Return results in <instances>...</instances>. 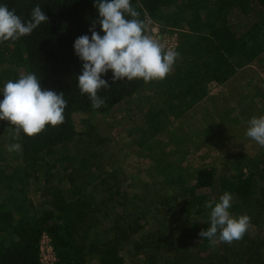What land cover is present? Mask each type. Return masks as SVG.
I'll list each match as a JSON object with an SVG mask.
<instances>
[{
    "label": "trees",
    "instance_id": "16d2710c",
    "mask_svg": "<svg viewBox=\"0 0 264 264\" xmlns=\"http://www.w3.org/2000/svg\"><path fill=\"white\" fill-rule=\"evenodd\" d=\"M95 0H0L10 10L27 22L35 6H40L48 17L31 35L16 41L0 42V63L10 65L8 80L15 81L21 73H35L41 87L63 93L67 101L64 123L46 129L33 138L23 133L17 139L22 171L0 166V264H43L40 244L43 235L49 239L54 259L50 264H129L123 252L125 248L133 254H142L150 264H236L245 259L247 264H264V228L249 240L244 252L229 250L228 245L211 244L198 233L209 226L210 210L204 207L208 201L218 202L207 190L215 184L216 167L198 166L186 176L170 175L165 179L173 191L169 198L175 203L172 210H179L184 220L162 230L146 231L140 224L149 203L121 202L122 196L114 198L104 190L89 188V180L83 170H78L79 182L47 186L46 206H37L28 199L31 171L47 164V158L57 155L70 159L78 147L71 150L76 135L74 115L77 112L96 114L109 113L130 100L146 84L139 79L112 83L111 71L102 78L109 88L98 95L105 100L104 106L94 109L87 95H82L77 86V77L82 73V61L74 54L73 44L82 35L91 36L88 29L98 18ZM140 19L154 18L165 25L178 27V52L187 53L202 45L213 57L212 68L205 70V80L224 81L233 75L237 64H253L264 51V0H131ZM218 9V12L217 10ZM219 11L225 12L221 15ZM241 13L244 24L239 32L233 28L230 15ZM208 19L197 33L187 30L195 18ZM130 19V17H128ZM95 30L103 35L97 23ZM0 78L2 75L0 73ZM3 81L0 86H3ZM71 144V145H70ZM70 145L69 149L68 146ZM71 150V151H70ZM75 154V153H74ZM73 154V155H74ZM236 178L232 194L235 205L231 212L246 214L255 219V204L262 199L256 197L259 180L254 172H246L231 162ZM43 171L41 179L44 178ZM264 193V187L262 188ZM262 192V191H261ZM122 199H124L122 197ZM193 209V210H191ZM205 218V220L203 219ZM203 220V221H202ZM178 226L182 235L191 232L192 244L185 246L179 260L177 244L166 239L168 226ZM151 226V225H150ZM155 228V227H154ZM153 228V229H154ZM157 235L163 239H156ZM186 239H180L185 245ZM162 241V242H157Z\"/></svg>",
    "mask_w": 264,
    "mask_h": 264
},
{
    "label": "rangeland",
    "instance_id": "374dc122",
    "mask_svg": "<svg viewBox=\"0 0 264 264\" xmlns=\"http://www.w3.org/2000/svg\"><path fill=\"white\" fill-rule=\"evenodd\" d=\"M230 19L234 30L239 32L244 24L241 13L234 11ZM207 21L206 17L195 18L187 24V30L197 33ZM145 23L147 34L166 47L178 50V27L165 25L154 18L145 19ZM212 60L205 47L198 44L186 54H180L165 79L146 84L113 111L75 113L76 135L71 150L75 147L78 150L74 155L69 154L73 156L70 159L52 155L47 158V164L32 170L28 199L38 207L44 206L43 203L51 198L46 196L47 186L57 185L60 180V185L67 184L66 188H69L72 181H80L76 177L77 171L83 170L90 181L89 188L107 191L114 198L122 196L124 199L119 200L123 203L132 201L140 206L149 203L150 208L144 211L139 223L147 232L156 228L162 230L166 220L170 221L169 225H174L172 220H176L175 217L178 223L185 218L184 215L178 216L179 210L170 211L168 205L175 201L169 198L173 191L165 182L167 177L177 175L183 180L182 176L195 167L214 165L215 184L207 192L219 201L222 192L232 191L236 182L231 162L257 175L259 189L256 197L264 198V147L245 135L248 121L253 116L264 115V51L253 64L239 65L238 62L233 75L224 81L204 79L205 70L212 68ZM0 73V82L5 84L10 75L7 62L0 63ZM17 143L8 122L0 121V166L23 172L21 164L18 165V151H8L10 145ZM43 171V177L49 178L47 181L41 179ZM234 205L232 199V210ZM254 206L255 220L260 224L255 226V222H251L246 233L251 237L264 228V199ZM2 208L0 202V210ZM175 226H168L165 238L177 244V262L185 246L194 240L191 232L183 236ZM245 237L231 244L218 243L232 247L229 255L236 250L243 253L244 245L249 242ZM156 239L163 238L157 235ZM180 239H186L185 245ZM45 242L42 257L48 262L51 255ZM127 248L123 255L129 264H150L141 253L135 255ZM236 264L247 262L243 258Z\"/></svg>",
    "mask_w": 264,
    "mask_h": 264
},
{
    "label": "clouds",
    "instance_id": "9594fccd",
    "mask_svg": "<svg viewBox=\"0 0 264 264\" xmlns=\"http://www.w3.org/2000/svg\"><path fill=\"white\" fill-rule=\"evenodd\" d=\"M98 18L88 29L91 36L82 35L75 39L74 54L82 61V73L77 77V86L82 95H87L94 109L105 104L98 93L109 88L102 77L111 71V81L142 80L145 84L163 80L173 70L180 53L166 47L160 40L146 33V23L133 8L131 0H95ZM130 17V19L128 18ZM48 22L40 6H35L30 19L25 22L10 10L0 5V42L16 41L31 35L41 23ZM99 24L100 35L95 28ZM0 121H7L15 139L23 133L33 138L46 129L64 123L67 101L63 93L45 90L35 73H21L15 81L8 80L0 89ZM245 135L264 147V115L253 116L248 121ZM20 144H12L8 151H19ZM232 194L223 193L218 202L204 204L209 213V226L198 235L211 244L217 241L231 244L241 240L251 226L246 215L233 216Z\"/></svg>",
    "mask_w": 264,
    "mask_h": 264
},
{
    "label": "built area",
    "instance_id": "2783aa9c",
    "mask_svg": "<svg viewBox=\"0 0 264 264\" xmlns=\"http://www.w3.org/2000/svg\"><path fill=\"white\" fill-rule=\"evenodd\" d=\"M146 19L148 20L149 18H146ZM45 239H46V242H45ZM43 242H45V244L47 245V249L46 250L51 255V259L48 262H44V259L42 257V253L44 251V247L42 246ZM40 256H41V261H42L43 264H50L53 261V259H54L53 250H52L51 245L49 244V239H48V237L46 235H43V237L41 239Z\"/></svg>",
    "mask_w": 264,
    "mask_h": 264
}]
</instances>
